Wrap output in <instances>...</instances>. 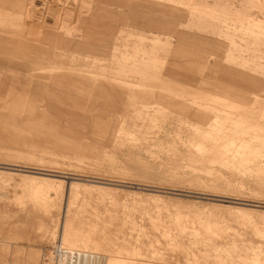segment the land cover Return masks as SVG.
<instances>
[{
    "label": "rangeland",
    "instance_id": "374dc122",
    "mask_svg": "<svg viewBox=\"0 0 264 264\" xmlns=\"http://www.w3.org/2000/svg\"><path fill=\"white\" fill-rule=\"evenodd\" d=\"M72 1L0 0V35L32 44V21L56 25ZM140 2L97 17L164 26L126 110L59 111L32 89V50L0 48V131L64 144L0 134V263L264 264V0ZM53 51L61 71H110L101 50Z\"/></svg>",
    "mask_w": 264,
    "mask_h": 264
},
{
    "label": "crops",
    "instance_id": "0c3cea01",
    "mask_svg": "<svg viewBox=\"0 0 264 264\" xmlns=\"http://www.w3.org/2000/svg\"><path fill=\"white\" fill-rule=\"evenodd\" d=\"M19 1L21 2H18V4L23 7L26 13L30 0ZM140 1L150 6L157 4L159 0H73L72 3L62 2L60 5L62 7L61 13L56 25L37 24L32 21V44L26 38V33L20 34L16 40L11 38V35H0V48H17L20 51L23 49L32 50V64H39L32 67V70H42L32 72V89L35 92L36 90L42 92L40 93L41 97L49 103L63 104L58 108L59 111L73 110L69 106L83 108V110L96 108L111 111L116 109L118 103H124L125 107L121 108L126 110L127 105L134 103L137 98L148 96L149 90L146 87L149 84L134 81L133 78L141 77L136 75L138 72L148 75L150 68L156 66L159 62L158 55H155L156 51L151 43L160 40L159 35L162 34L164 26L159 27L156 23L152 25L153 20L150 21V19L141 22L140 26L136 24V21L134 24L126 23L125 25L139 27L142 30L141 34L138 35V39L131 41L128 38H123V32L126 31L125 25H119L115 28L99 25L97 17L101 14L106 16L116 14L112 8L99 5V2L106 5H129L138 4ZM1 15L0 12V22L2 21ZM77 30H79L78 33ZM89 30L93 32L104 31L106 36L100 42H96L88 38ZM59 48L78 51L101 50L100 55H103L102 58L96 59L94 57L93 64L99 69L110 71L109 73L99 72L89 75L80 72L61 71L60 65L52 64L54 61L51 56L55 53L53 49ZM131 48L132 51L129 52ZM42 51L48 57L39 58L37 55ZM172 51L174 54L181 52L180 49L175 47ZM226 66L230 69L233 68L232 70L235 71L247 72L244 71L246 70L244 67L237 68L233 64H227ZM129 77H132V79ZM83 104H89L91 107H84ZM38 110H41L40 107ZM40 125L37 124V126ZM17 126L30 128L36 127V124L32 126L30 123H21ZM0 134L12 139L29 136L32 140L64 145L53 139L54 137L32 136V133L0 131Z\"/></svg>",
    "mask_w": 264,
    "mask_h": 264
},
{
    "label": "bare ground",
    "instance_id": "6f19581e",
    "mask_svg": "<svg viewBox=\"0 0 264 264\" xmlns=\"http://www.w3.org/2000/svg\"><path fill=\"white\" fill-rule=\"evenodd\" d=\"M36 2H37V1H36ZM32 3H33V1H32ZM33 4H34V3H33ZM35 4H36V3H35ZM37 5H38V4H37ZM55 7H56V6H55ZM34 8H35V7H34ZM36 8H37V7H36ZM37 9H38V8H37ZM42 9H43V8H42ZM42 9H41V10H42ZM37 15H38V14H37ZM32 16H33V15H32ZM53 16H54V15H53ZM54 24H55V23H54ZM86 109H87V108H86ZM1 264H3V263H1Z\"/></svg>",
    "mask_w": 264,
    "mask_h": 264
},
{
    "label": "built area",
    "instance_id": "2783aa9c",
    "mask_svg": "<svg viewBox=\"0 0 264 264\" xmlns=\"http://www.w3.org/2000/svg\"><path fill=\"white\" fill-rule=\"evenodd\" d=\"M1 264V263H0Z\"/></svg>",
    "mask_w": 264,
    "mask_h": 264
}]
</instances>
